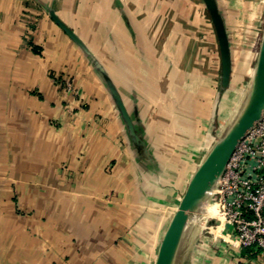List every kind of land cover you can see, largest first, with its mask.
Instances as JSON below:
<instances>
[{
  "label": "crops",
  "instance_id": "crops-1",
  "mask_svg": "<svg viewBox=\"0 0 264 264\" xmlns=\"http://www.w3.org/2000/svg\"><path fill=\"white\" fill-rule=\"evenodd\" d=\"M120 1L0 0V264H153L208 148L205 131L171 114L180 139L167 148L151 106L129 102L131 87L158 100L179 96L191 79L175 59L181 35L164 21L181 9L167 19L166 8L158 9L164 19L152 23L148 6L134 12ZM50 8L95 56L109 48L111 57H98L127 95L145 147L129 142L108 92L88 78L93 72L78 44ZM184 264H264V253L208 233Z\"/></svg>",
  "mask_w": 264,
  "mask_h": 264
},
{
  "label": "rangeland",
  "instance_id": "rangeland-1",
  "mask_svg": "<svg viewBox=\"0 0 264 264\" xmlns=\"http://www.w3.org/2000/svg\"><path fill=\"white\" fill-rule=\"evenodd\" d=\"M27 1L28 0H26L25 3L26 6H28ZM126 1L127 3H124ZM126 1H120L121 5H123V9H127L126 5H128L134 12H137L138 8L140 11L141 7L148 6L151 11L154 12L153 15L149 16L153 19L151 21L152 23H157L159 20L164 19V16L157 14L158 9L166 8V19L169 17L172 18L170 15H172L173 8L177 10L181 9V16H177L173 21L172 19H164V21L169 24L174 23L177 30L176 32L179 31L178 34L181 35L180 44L176 48L178 54L175 59L176 61H180V67L184 75L186 74V79L190 74L189 78L192 79H190L191 81L184 80L187 82V85L183 84L181 88L182 92L179 96L169 95L165 96L166 98L164 97L158 100L153 95L142 94V90L144 89L141 86L136 89L131 87L130 92L132 93V99L130 101L128 98L129 102H131L132 105L140 104L141 108L148 104L151 106L152 109L150 114L157 120L156 122L160 123L159 128L161 131L158 135H162L167 148H172L173 144L180 139L178 135L174 134L177 127L170 123V120L174 118H177L178 121L180 120L179 122L187 124L191 129L197 130L200 133L205 131V136L208 138L206 139V145L209 147L216 136L223 129L231 125L244 104L248 82L254 70L262 37L264 0H216L229 38L231 69L229 82L226 86H222L220 83L221 64L218 41L210 15L203 0ZM168 12L171 14L168 15ZM134 16L135 19H141V14L135 15L134 13ZM81 19L80 17L79 20L77 19V24L78 22H82ZM35 22L36 16L33 15L29 17L27 29L31 26L34 27ZM94 35L95 33H93L92 26L89 28V31H87V37L88 39H92ZM155 40H157V37ZM104 43L106 44L105 41ZM83 44L85 49L78 45L80 52L87 61L90 70L93 72V74L88 75V78H96L98 82L104 86L123 124L124 133L128 137L129 142H132L128 133V128L120 114L109 87L113 85L126 108L128 103L126 102L127 95L124 96L120 93L119 87L111 77V73L108 71L107 66L100 60V57H98H102V55L106 58L111 57L108 50L109 48L104 47L102 53L95 56L87 43L83 41ZM139 67H141V65H139ZM124 73L125 72H123V74ZM192 74H194L195 77L192 78ZM184 75L181 77L180 81H183ZM196 83L202 87L200 89L203 91L202 94L196 95L194 93ZM125 86L123 87L124 90H126ZM137 89L139 94L136 93ZM175 107L177 109H174ZM138 110L140 111V109H137V116L140 115ZM170 114L173 118H171V116L169 117ZM130 117L132 119L131 115ZM161 117L164 118V121L159 120V118L162 119ZM142 141L143 147H145L147 145L146 140L142 138ZM208 201L212 205L210 207L209 216L205 218L206 223L197 229L193 243L196 239L205 234L213 233L221 235L223 233V231H220L222 224L215 227V224L219 223L216 219V216H218V209L211 199V194L208 197ZM211 224L213 226H210ZM191 245H189L182 254L179 264L185 263Z\"/></svg>",
  "mask_w": 264,
  "mask_h": 264
},
{
  "label": "water",
  "instance_id": "water-1",
  "mask_svg": "<svg viewBox=\"0 0 264 264\" xmlns=\"http://www.w3.org/2000/svg\"><path fill=\"white\" fill-rule=\"evenodd\" d=\"M215 29L221 64L220 83L226 86L229 82L231 59L229 38L216 0H203ZM49 16L80 47L85 49L81 38L50 8ZM110 91L116 101L120 114L128 128V133L135 146L143 144L129 112L117 90L111 85ZM264 111V22L261 42L253 73L248 82L247 95L240 112L227 128L223 129L207 148L206 152L193 170L187 186L173 212L167 227L160 239L154 264H169L171 256L178 246L186 218L193 209L194 203L207 186L211 194L218 177L221 175L230 154L246 131L261 117Z\"/></svg>",
  "mask_w": 264,
  "mask_h": 264
},
{
  "label": "built area",
  "instance_id": "built-area-1",
  "mask_svg": "<svg viewBox=\"0 0 264 264\" xmlns=\"http://www.w3.org/2000/svg\"><path fill=\"white\" fill-rule=\"evenodd\" d=\"M211 199L218 209L215 227L222 224V234L237 246L264 253V111L235 145Z\"/></svg>",
  "mask_w": 264,
  "mask_h": 264
},
{
  "label": "bare ground",
  "instance_id": "bare-ground-1",
  "mask_svg": "<svg viewBox=\"0 0 264 264\" xmlns=\"http://www.w3.org/2000/svg\"><path fill=\"white\" fill-rule=\"evenodd\" d=\"M210 190L211 186H207L194 203L192 211L186 218L181 238L178 246L171 256L169 264H179L182 254L185 252L187 247L193 243L197 229L206 223L205 218L206 216H209L210 207L212 206L208 201L207 196V193Z\"/></svg>",
  "mask_w": 264,
  "mask_h": 264
},
{
  "label": "trees",
  "instance_id": "trees-1",
  "mask_svg": "<svg viewBox=\"0 0 264 264\" xmlns=\"http://www.w3.org/2000/svg\"><path fill=\"white\" fill-rule=\"evenodd\" d=\"M207 9V8H206ZM209 13V12H208Z\"/></svg>",
  "mask_w": 264,
  "mask_h": 264
}]
</instances>
